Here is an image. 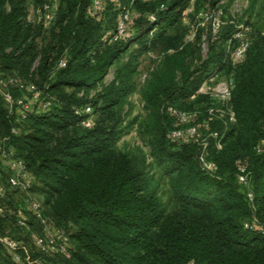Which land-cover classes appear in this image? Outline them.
Instances as JSON below:
<instances>
[{
	"label": "trees",
	"instance_id": "obj_1",
	"mask_svg": "<svg viewBox=\"0 0 264 264\" xmlns=\"http://www.w3.org/2000/svg\"><path fill=\"white\" fill-rule=\"evenodd\" d=\"M89 1H67L50 30L49 42L37 51L40 27L24 22V0L11 1L9 11L3 8L5 0H0V69L22 72L40 56L35 87L53 101L48 112L27 114L24 123H34L32 133L20 130L18 136L9 135L8 143L44 185L47 203L53 201L54 219L74 229L70 257H63L60 264H264V240H258L261 231L251 225L256 218L264 229L262 60L254 61L253 70L242 66L237 75L232 94L237 127L230 129L221 151L213 149L212 140L208 142L205 162L214 165L212 172L197 163L193 141L176 145L182 138H170L176 130L171 124L178 120L168 110L187 112L174 102L177 96L186 99L193 93L194 72L182 66V79L176 82L178 56L166 57L153 72L143 93L151 120L146 134L154 136L148 143L155 164L169 171L166 182L177 208L169 214L157 198L164 178H154L136 157L118 154L113 146L120 135L116 129L120 110L136 89L140 58L160 45H172L166 27L175 17L170 13L181 2L137 0L134 8L141 14L135 21L134 38L102 42L113 18L106 26L101 20L85 18ZM160 5L166 12H157ZM146 13H155L159 21L155 25H160L151 39L152 24L144 18ZM210 51L205 69L219 60L215 49ZM60 58L63 66L56 69ZM111 68L113 79L103 85ZM97 89L88 100V93ZM81 91L85 96L77 98ZM86 107L95 117L89 128L81 126L89 116ZM0 116L10 126H19L15 111H4L0 105ZM210 124L221 135L223 125ZM53 131L66 135L55 139ZM240 156L248 159L245 189L236 183L235 162Z\"/></svg>",
	"mask_w": 264,
	"mask_h": 264
},
{
	"label": "rangeland",
	"instance_id": "obj_2",
	"mask_svg": "<svg viewBox=\"0 0 264 264\" xmlns=\"http://www.w3.org/2000/svg\"><path fill=\"white\" fill-rule=\"evenodd\" d=\"M11 1L15 0H5L4 10H10ZM67 1L71 0H24V22L40 27L37 51L49 42L50 30L56 23L60 9H65ZM136 1L90 0L85 10V18L101 20L103 26L108 25V19L113 18V25L105 32L101 41L128 42L135 36V21L141 14L134 8ZM140 1L147 3L157 0ZM174 1L181 3L170 13L175 17L166 27L167 37L173 40L172 45L167 43L169 48L160 45L140 58L136 69V89L120 110L119 123L116 125L120 135L113 146L118 154L127 153L136 157L140 166L154 178H164L157 198L169 214L177 209L173 190L166 182L169 171L155 164L148 143L154 136L146 134V124L151 120L143 93L153 72L163 59L173 56H178L176 61L179 63V69L174 73L176 82L182 79V66L187 67L188 73L194 72L190 78L192 84H197L196 87L193 86V93L186 99L177 96L175 100H179L174 102L175 105H180L181 108L178 109L187 111L181 112L186 121L180 122L177 119L171 125L176 128L172 132L193 128L196 136H185L178 144L173 141L171 143L182 145L188 140L193 141L196 146V161L205 170L198 159L203 157L205 162L206 156L209 158L206 154L208 142L212 140L213 149L216 152L221 151L224 140L225 144L228 143L230 129L236 126L232 94L241 67L245 65L253 70L254 61L258 59L262 60L264 66V0H167L166 3L171 4ZM77 12L76 9L75 13ZM157 12H166V7L160 5ZM144 18L152 24L148 35L151 39L160 28V25H155L159 21L155 13H146ZM183 48L185 49L182 51ZM210 48L219 54V60L205 69L203 63L211 56ZM133 49L136 48L132 47L131 50ZM177 52L180 53L176 55ZM40 58L38 56L30 68L23 69L22 72L18 68L0 69V105L4 111H15V124L20 126H10L5 117L0 116V264H60L65 257H70V250L74 245L70 239L74 229L65 222L58 224L54 219L51 209L53 201L47 203L44 185L37 182L32 170L24 164L15 147L8 143L9 135L18 136L20 130L27 134L33 132L34 123H24L27 114L41 115L52 106V99L42 97L35 87ZM62 59L56 61V69L61 67ZM112 79L113 68L103 85L109 84ZM259 84L263 88L264 75ZM67 92L71 94L73 91ZM97 92L98 89L91 90L87 99L91 100ZM84 94L81 91L76 96L82 98ZM86 114L89 116L81 122L83 128L91 127L95 119L91 110ZM87 121L91 123L89 127L85 126ZM213 121L223 125L221 135L212 131L210 123ZM238 132L235 131V136ZM54 133L53 131L55 139L66 135L65 131ZM235 164L240 171H236V183L245 189L248 159L240 156ZM256 221L255 218L251 225L261 231L257 233L258 240H264V229L259 228Z\"/></svg>",
	"mask_w": 264,
	"mask_h": 264
},
{
	"label": "built area",
	"instance_id": "obj_3",
	"mask_svg": "<svg viewBox=\"0 0 264 264\" xmlns=\"http://www.w3.org/2000/svg\"><path fill=\"white\" fill-rule=\"evenodd\" d=\"M61 66H63V64H61ZM19 104H20V103H19ZM89 111H90V109H89V108H86V113L89 112ZM169 112H170L171 115L177 117V119H178L180 122H184V121H186V117H185L183 114H181V113H179V112H176L175 110H171V109H169ZM90 124H91V123L87 121V123L85 124V126L89 127ZM185 136H189V137H194V136H196L195 129H193V128L191 129V128H190V129H187L186 131H175V132H172V133L170 134V138H171L172 140H179V139H181V138H183V137H185ZM200 161L202 162V164H203L205 170H207V171H209V172H212V171H213V169H214V165H213V164L204 162L203 157H200ZM241 172L243 173L244 170L242 169ZM242 181H243V180H242Z\"/></svg>",
	"mask_w": 264,
	"mask_h": 264
}]
</instances>
